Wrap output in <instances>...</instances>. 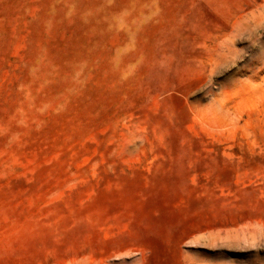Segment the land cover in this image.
<instances>
[{"label": "rangeland", "instance_id": "374dc122", "mask_svg": "<svg viewBox=\"0 0 264 264\" xmlns=\"http://www.w3.org/2000/svg\"><path fill=\"white\" fill-rule=\"evenodd\" d=\"M0 264H264V0H0Z\"/></svg>", "mask_w": 264, "mask_h": 264}]
</instances>
